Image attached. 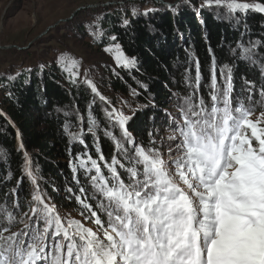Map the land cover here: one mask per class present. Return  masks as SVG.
I'll list each match as a JSON object with an SVG mask.
<instances>
[{"label":"snow or ice","instance_id":"snow-or-ice-1","mask_svg":"<svg viewBox=\"0 0 264 264\" xmlns=\"http://www.w3.org/2000/svg\"><path fill=\"white\" fill-rule=\"evenodd\" d=\"M212 7L226 8L237 24V12L264 13V3L239 0H204L199 10ZM154 11L149 8L143 14ZM129 23L123 21L125 26ZM260 43L246 47L238 42L233 53L238 49L239 59H250L254 66ZM105 51L113 52L118 67L131 69L137 64L119 43ZM212 56L207 95L201 91L196 58L195 83L189 67L185 81L190 91L185 96L174 93L177 111L165 112L170 133L160 136L159 130H149L147 146L128 130L135 112L106 110L121 130L120 137L104 130L114 142L110 161L99 146V121L91 111L86 128L80 117L79 132L64 124L69 143L86 149L74 156L69 150L76 187L66 188V199H75L80 219L61 215L40 189L25 151L17 183L22 184L26 175L35 190L27 212L19 217L9 212L7 222H0V264H264V110L256 115L264 105L257 99L264 98V85L258 87L242 76L238 93L233 68L229 64L218 68ZM55 63L71 85H78L75 59L61 54ZM39 67L43 72L46 66ZM84 83L108 103L87 76ZM89 134L96 142V158L87 150L84 137ZM81 170L87 186L80 180ZM12 195L19 196V187ZM14 208H20L19 199ZM17 223L22 227L13 230Z\"/></svg>","mask_w":264,"mask_h":264},{"label":"trees","instance_id":"trees-1","mask_svg":"<svg viewBox=\"0 0 264 264\" xmlns=\"http://www.w3.org/2000/svg\"><path fill=\"white\" fill-rule=\"evenodd\" d=\"M254 1L264 3V0ZM174 2H171L172 10L154 0L146 4L128 1L87 8L76 12L59 28L58 41L69 38L82 43L90 39L84 44L95 49L99 61L88 70L87 78L108 103L92 93L90 86L84 83L85 76L79 63L80 78L76 86L71 85L67 74L56 66L57 58L33 56L18 68L0 70V222H7L9 212L19 217L29 209L34 185L26 175L22 184L17 183L22 177L25 151L31 158L40 189L52 198L61 215L80 219L75 199H66V188L69 185L76 187L68 163L69 150L74 156L86 149L78 142L69 143V137L63 131L66 122L72 132H79L80 117L83 116L86 128L91 111L99 121V146L110 161L115 152L114 142L104 130L113 131L117 137H120L121 130L118 123L113 124L109 120L106 110L115 107L124 115L135 112L128 130L138 140L142 139L146 146L149 130H159L160 136H166L170 129L166 126L165 112L174 114L177 111L176 95L185 96L190 91L185 81L189 67L195 83L196 58L200 62L201 91L205 95L210 84L212 54L218 68L224 64L233 68L238 93L243 89L242 76L255 81L258 87L264 85V13L255 10L237 12L235 15L240 20L237 24L236 20L229 19L226 8L199 10L204 0ZM149 8L156 11L144 15ZM125 19L130 21L127 26L123 24ZM113 35L118 38L116 41L111 40ZM257 40L261 43L257 46L254 66L250 59H239L238 49L233 53L238 42L248 47ZM113 43H119L129 57H136L134 68L118 67L104 54L103 48ZM0 53L21 59L30 52L13 48L0 50ZM41 64L46 66L43 72L39 67ZM29 68L32 69L30 74ZM257 99L264 100L261 97ZM259 110H264V105L257 112ZM84 139L87 150L96 158L94 137L89 134ZM21 143L23 149H20ZM104 171L107 174V170ZM79 177L87 186L82 170ZM17 187L18 197L12 195ZM17 199L19 209L14 208ZM20 227L22 225L17 223L13 230Z\"/></svg>","mask_w":264,"mask_h":264},{"label":"rangeland","instance_id":"rangeland-1","mask_svg":"<svg viewBox=\"0 0 264 264\" xmlns=\"http://www.w3.org/2000/svg\"><path fill=\"white\" fill-rule=\"evenodd\" d=\"M128 1H139L143 4L149 2V0H0V50L14 48L30 52L24 54L21 59L0 53V70L18 68L23 62L27 64L28 58L33 56L50 59L63 54L69 59H75L82 74L87 76L88 70L99 61L95 49L84 44L90 39L87 38L82 43L69 38L58 41L56 37L61 33L59 28L76 12L83 9L107 4H123ZM163 1L176 2V0ZM239 2L257 3L254 0H239ZM103 52L113 64H116L113 52L105 51V48ZM258 114L259 112L256 113ZM170 131L167 130V135ZM88 226L92 225L88 224Z\"/></svg>","mask_w":264,"mask_h":264},{"label":"water","instance_id":"water-1","mask_svg":"<svg viewBox=\"0 0 264 264\" xmlns=\"http://www.w3.org/2000/svg\"><path fill=\"white\" fill-rule=\"evenodd\" d=\"M158 2H161V3L165 4V5H172L173 4V3L169 2V1H163V0H158ZM176 2H177V0H176ZM176 2H174V3H176Z\"/></svg>","mask_w":264,"mask_h":264}]
</instances>
